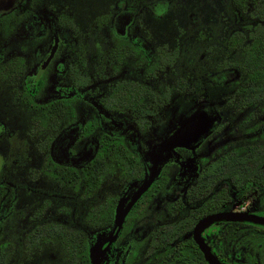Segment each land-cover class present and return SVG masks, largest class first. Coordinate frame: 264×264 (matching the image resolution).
I'll return each mask as SVG.
<instances>
[{"label": "flooded vegetation", "instance_id": "1", "mask_svg": "<svg viewBox=\"0 0 264 264\" xmlns=\"http://www.w3.org/2000/svg\"><path fill=\"white\" fill-rule=\"evenodd\" d=\"M193 1L169 41L155 37L150 20L186 0H113L85 24L72 0H0V93L10 101L0 102L2 264H93V247L95 264H210L192 233L202 216L180 232L181 244L160 237L174 234L172 220L198 211L191 189L208 177L213 204L222 206L213 212L264 217V164L250 174L249 153L260 151L248 148L264 142V102L235 63L264 14L245 0ZM215 2L219 17L204 21L201 9ZM9 104L30 121L17 140L2 116ZM248 108L237 124L225 118ZM233 126L235 136L219 140ZM196 131L195 141L170 146L174 134ZM106 141L117 149L107 151ZM30 143V180L11 181ZM221 189L227 198L218 199ZM26 193L35 196L21 200ZM117 207L125 210L120 227ZM229 221L202 229L212 255L264 264V223Z\"/></svg>", "mask_w": 264, "mask_h": 264}, {"label": "trees", "instance_id": "2", "mask_svg": "<svg viewBox=\"0 0 264 264\" xmlns=\"http://www.w3.org/2000/svg\"><path fill=\"white\" fill-rule=\"evenodd\" d=\"M167 1L170 0H157V4H164L168 3ZM247 1V2H246ZM249 3L251 5L255 6V12H257V9H260V14H264V0H245V4ZM238 67L245 69V73H248V79L247 82L249 83V89L252 90L253 94H256L260 96V99L264 102V26L258 25L255 27L253 32H250L248 34L247 40H245V47H244V56L239 61L235 62ZM106 150H115L117 149V146L115 143H109V141H106ZM248 148L250 150H258L259 153H249L250 158V164H249V170H251L252 166H258L260 164H264L262 159L264 158V153L260 154L262 151H264V142L262 143H255L248 145ZM118 158V157H117ZM238 158H242L238 157ZM235 157V159H238ZM239 164H243L242 160H239ZM246 164V161H245ZM212 172V169L207 170V174L210 175ZM252 173H261L260 171H257L256 169H253L250 171V174ZM92 174V173H91ZM264 180V179H263ZM213 181H210V177H208V180H202L201 184L198 183L196 186L191 189L190 196L193 199H200V203L198 204V211H194L196 208L195 203L193 205L195 208L192 209L190 214L184 215V218H175L172 220L171 226L167 228V230L173 231L174 234L166 235L165 233H160L161 238H165L168 236V239L171 241L175 240L176 243H182V241H179L180 239V232L181 231H190L196 220L209 213L216 210H219L222 206L220 202H214L212 201L213 198V191H214V184ZM211 194V195H208ZM200 196V197H199ZM227 194L225 193V189H221L218 193V199H225L227 198ZM224 206H226L224 204ZM229 206V205H228ZM226 206V207H228ZM176 211H178V208L176 207ZM228 223H233L229 221ZM185 244L187 246L192 245L195 246V242L192 238H188L185 241ZM203 260V258H202ZM0 264H2V253L0 252Z\"/></svg>", "mask_w": 264, "mask_h": 264}, {"label": "rangeland", "instance_id": "3", "mask_svg": "<svg viewBox=\"0 0 264 264\" xmlns=\"http://www.w3.org/2000/svg\"><path fill=\"white\" fill-rule=\"evenodd\" d=\"M72 1H73L72 4L74 5L73 6L74 9L77 10L78 15H80V18L78 19L79 22L81 21L82 23H84V21L86 22V18H85L86 16L91 17L100 11L107 10L108 5L113 0H72ZM185 3L187 4L185 7L181 9H179L180 8L179 7L178 8L179 10L177 9V11L169 13V15L165 17L164 19L150 20V25H151V28H153L152 31L155 37H158L159 39H167L170 41L171 38L173 39V37L176 36L178 32L177 26L184 25V23L187 20L186 16H187L189 8H192L193 5H195L193 0H186ZM220 13H221V7H220L219 2H215V6L213 8L209 6H205L204 8L201 9V14L203 16L204 21L216 20L217 17H219ZM148 20L149 19H144V21H148ZM215 91H216V97L218 98L224 95V94H218V92L220 91L219 89H215ZM7 98L8 97L6 93H3V94L0 93V102H3V101L10 102ZM251 109L253 108H248L243 111L236 110L234 113L227 112L225 113V118L227 119L231 118L230 120L234 124H237L244 118L245 115H247L248 111H250ZM2 116L7 117V122L10 128H15V130L17 129L16 135H15L16 140L23 137L25 134H27L26 132L29 130L30 121L27 118V116H25L21 112L19 113L18 110L14 108L12 104H9L8 111H6V114ZM238 131H239V128L233 126L230 133L229 131H227L222 137L218 136V138L219 140H221L222 138H224V136H227V137L235 136V133H237ZM2 142L4 143L6 141L3 140ZM30 145H31L30 147L31 152L29 153L28 158H25V159L22 158L20 162L22 166H19L20 165L19 164L18 166H16L17 169L13 170L12 172L9 171L10 172L9 179L11 181L19 182V181H29L30 180L28 177L30 174L28 171V168L37 164V158H36L37 154L34 150V146L32 145V143H30ZM2 148H6V146L3 145ZM1 152L4 153V151H1ZM34 196H35L34 194H28V193L22 194L21 200H28Z\"/></svg>", "mask_w": 264, "mask_h": 264}, {"label": "water", "instance_id": "4", "mask_svg": "<svg viewBox=\"0 0 264 264\" xmlns=\"http://www.w3.org/2000/svg\"><path fill=\"white\" fill-rule=\"evenodd\" d=\"M199 132L200 131L194 132L193 134H195V135L191 136L188 139H181L179 137L180 135L178 133H176L172 136V139L170 140L169 144H170V146L178 145V144L186 145L191 141H195ZM152 179L153 178H149V179L145 180L140 185V187L137 189L135 195L133 196V199L131 200V202H133L136 199V197H138L140 195V193L147 188V186L150 184ZM131 202L129 203V205L131 204ZM124 214H125V210H120L119 207H117L115 219H114L115 225H118L120 227V225L123 221ZM219 220H230V221L250 220V221H254V222H258V223H264V217H261V216L256 215V214H249V213H245V212H235V211L213 212V213L206 214V215L202 216L201 218H199L193 227V231H192L193 238H194L195 242L197 243V245L202 250L204 258L210 264H224V263H221L218 259H216L212 255L211 251L208 249L207 245L205 244V242L201 236V231L207 225L211 224L214 221H219ZM93 249H94V247L90 249V257H91L92 263L95 264L97 262V259H96V255H95V252Z\"/></svg>", "mask_w": 264, "mask_h": 264}]
</instances>
